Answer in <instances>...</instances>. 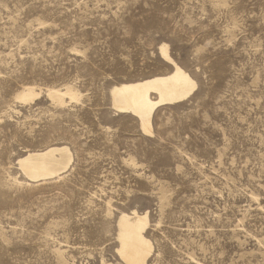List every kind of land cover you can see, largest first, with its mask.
Segmentation results:
<instances>
[{
  "label": "rangeland",
  "instance_id": "rangeland-1",
  "mask_svg": "<svg viewBox=\"0 0 264 264\" xmlns=\"http://www.w3.org/2000/svg\"><path fill=\"white\" fill-rule=\"evenodd\" d=\"M162 47L197 88L144 135L110 90L170 73ZM55 144L71 166L28 181ZM132 211L147 264H264V0H0V264H125Z\"/></svg>",
  "mask_w": 264,
  "mask_h": 264
},
{
  "label": "bare ground",
  "instance_id": "bare-ground-1",
  "mask_svg": "<svg viewBox=\"0 0 264 264\" xmlns=\"http://www.w3.org/2000/svg\"><path fill=\"white\" fill-rule=\"evenodd\" d=\"M161 56L164 62L172 66L170 73L121 81L110 90L112 109L138 119L144 135L154 134L153 119L158 109L190 99L197 88L196 81L171 58L167 47L161 48ZM38 96L36 90L29 87L22 93L21 99L35 100ZM48 97L60 105L80 101L78 93L71 89H50ZM72 162L71 148L65 144H55L26 152L18 159L17 165L28 181L42 182L61 176ZM148 223V213L132 211L120 215L117 253L125 264H147L153 249L144 234Z\"/></svg>",
  "mask_w": 264,
  "mask_h": 264
}]
</instances>
